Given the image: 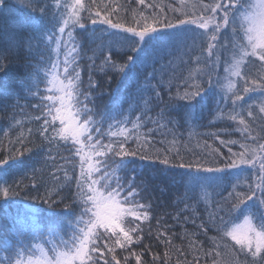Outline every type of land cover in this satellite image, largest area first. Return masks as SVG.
I'll list each match as a JSON object with an SVG mask.
<instances>
[{
	"label": "snow or ice",
	"instance_id": "1",
	"mask_svg": "<svg viewBox=\"0 0 264 264\" xmlns=\"http://www.w3.org/2000/svg\"><path fill=\"white\" fill-rule=\"evenodd\" d=\"M12 2L0 0V74L7 76L10 66L20 64L23 70L20 86L30 96L38 97L41 105L36 107L43 106L44 109L40 135L49 142L62 141V146L79 157V176L74 181V192L71 191L72 183L64 184L59 177L53 176L51 184L39 182V186L44 187L43 196L32 199H43L49 206L63 203L68 209L65 213L67 219L63 226L54 222L47 229L33 227L28 232H18L11 242H5L7 254L2 264H100L104 257L102 249L111 253V260L104 259L103 264H120L115 255L116 246L128 249L142 239L143 228L137 222L150 220L153 207L149 199L150 183L144 180L138 183L136 176L129 177L128 174L137 173L140 169L139 174L142 175L143 162L150 161L189 170L186 172L187 188L193 193L196 188L212 187L221 179L206 174L224 172L241 165L255 169L257 175L254 181L243 185L236 183L229 193L227 214L242 219L243 223H233L229 227L221 217L223 227H217V231L222 233V240L230 238L235 245H239L238 249L233 246L232 258L226 264H264V142L249 133L246 139L252 143H239L241 151L235 153L229 148L231 158L223 168L214 166L215 160H197L194 163L181 160L177 163L168 155L163 158L150 155L142 146H126L130 141L136 143L139 139L135 132L141 127L140 116L137 115L133 122L122 109L97 112L96 95L101 93L100 90L93 91L96 82L91 70L87 82L81 78L78 62L81 40L77 33V29H86V22L117 30L108 33L107 39L97 44V50L103 56L100 69L112 72L117 78L126 76L135 64L151 61L158 45L186 48L189 43H205L213 68L219 63L222 51L230 52L225 71L229 73L227 90L231 93L233 109L244 108L243 104L237 103L244 100L243 94L259 93V111L264 113V77L249 81L248 74L243 71L246 65L255 61L264 67V0H210L208 3L197 0L192 5L194 11H180L185 18H179L175 23L163 14V8L160 15L153 13L145 16L141 12L139 20L133 17L138 27H126L119 21L114 23L109 18L110 12L105 11L103 15L99 10L93 12L95 0H91L87 7L84 0H64L63 4L56 0V11L50 18L47 0H20L18 7H26L34 14L32 16H11ZM138 3L145 5V0H138ZM180 3L184 5V0ZM108 7L105 5V9ZM155 7L154 4L146 5L149 9ZM172 10L178 11L176 8ZM46 20L50 27L45 24ZM186 25L203 31L189 37L184 34L187 29L181 27ZM105 33L107 29H101L98 34L93 28L89 40L97 43ZM41 45L53 49L55 58L49 56L45 61L43 56H34V50ZM61 47L65 49L63 59L60 58ZM118 48L131 53L122 63L112 59L113 50ZM94 66L93 60L89 68ZM232 77L243 81L240 91L235 90ZM153 79L154 76L145 77L142 83L137 84L138 95L153 92L159 98L158 85L151 82ZM111 81L112 77L108 76L106 83ZM41 84L45 85L43 90ZM202 92L203 86L197 83L192 90H185L175 97L185 102L181 105L185 123L199 118L198 113L205 100ZM8 95L6 88H0V97L7 98ZM246 115L253 117V111H247ZM40 118L36 117L37 120ZM229 119L243 126L242 131H248L249 125L242 112L229 113ZM109 121L112 123L108 124V131L102 132L101 129ZM130 123L131 128L127 127ZM49 129L51 135L46 136ZM105 136L108 137L107 142H104ZM36 163L46 164V161L37 160ZM7 165L8 161H0V174H6ZM35 171L37 169L33 168ZM70 179L65 171L63 180ZM32 187L39 192L36 179H33ZM240 188L243 190H237ZM65 191L71 192L70 203L64 202L62 193ZM0 195L7 199L19 193L3 187L0 188ZM210 220L216 227L215 218L210 217ZM200 227L207 233L203 224ZM210 239L216 247L221 246L216 243V237ZM227 246L224 243L223 247ZM130 255H135L137 264H140V254ZM215 256L220 257L221 253L217 251ZM124 262L127 264V256ZM213 264L225 262L214 259Z\"/></svg>",
	"mask_w": 264,
	"mask_h": 264
},
{
	"label": "trees",
	"instance_id": "2",
	"mask_svg": "<svg viewBox=\"0 0 264 264\" xmlns=\"http://www.w3.org/2000/svg\"><path fill=\"white\" fill-rule=\"evenodd\" d=\"M55 2L56 0H47L49 18L56 11ZM63 2L64 0H60L61 4ZM84 2L87 7L91 0ZM196 2L197 0H184V5H181L180 0H145V5H140L138 0H95L93 12L99 10L103 15L107 11L111 13L109 18L114 23L119 21L126 27H138L133 17L139 20L141 12L145 16H151L153 13L160 15V9L163 8V14L175 23L179 18H185L181 16L180 11L191 13L194 11L192 5ZM203 2L208 3L210 0ZM19 4L20 0H13L11 16L34 15L26 7H18ZM148 4L156 5L155 9L146 8ZM105 5L109 7L105 9ZM173 8L178 11L173 12ZM151 22L149 19V23ZM45 24L48 25L47 20ZM181 27L187 29L184 34L189 37L203 31L193 25ZM93 28L98 34L101 29H107V33L97 43L89 40ZM115 31L117 30L110 29L107 25L93 26L90 22H86V29H77L78 38L81 40L78 62L82 80L87 82L91 70L92 78L96 82V89L93 91L96 93L100 90L101 94L96 95L97 112L122 109L133 122L137 115L140 116L141 127L135 132L139 139L136 143L130 141L126 146H142L150 155H160L161 158L168 155L169 159H174L177 163L181 160L193 163L197 160H215L214 166L223 168L231 158L229 148L235 153L241 151L239 143H252L250 139H246L249 133L264 142L260 140L264 137V113L259 111V93L241 92L244 100L237 103L243 104L244 108L233 109L231 93L227 90L229 73L225 71L230 52L222 51L219 63L213 68L205 43H189L186 48L158 45L151 61L146 64L137 63L126 76L117 78L112 72L100 69L103 56L97 50V44L107 39L108 33ZM64 54L65 49L61 47V59ZM33 55L43 56L46 61L49 56L55 58V51L41 45L34 50ZM127 55L131 53L126 52L124 48L114 49L112 59L122 63ZM93 60L95 66L90 69ZM41 67L43 69L44 65ZM22 71L17 63L10 66L7 76L0 74V88H6L9 93L7 98L0 97V161H8L6 174H0V188L9 187L19 193L7 199L0 195V264L7 254L5 242H11L18 232H28L33 227L47 229L54 222L63 226L67 219L65 213L68 209L63 203L49 206L43 199H32L38 195L43 196L44 187L39 186V182L51 184L53 176L59 177L64 184L72 183L71 191L74 192V181L79 176V157L62 146V141L49 142L40 135L44 109L43 106L36 107L41 105L38 97L30 96L20 86ZM243 71L248 74L249 81L264 77V67H261L259 61L246 65ZM108 76L112 77L110 84L106 83ZM151 76L155 77L151 82L158 85L159 98H156L153 92L143 95L137 93V84L142 83L145 77ZM217 80L220 81L219 84ZM232 81L235 90L240 91L243 81L235 77H232ZM197 83L203 86L202 95L205 100L198 113L199 118L185 123L184 111L181 108L185 102L175 97L185 90H192ZM44 86L41 84V90ZM105 88L108 91H103ZM213 88L215 90H210ZM130 105L132 107L129 112ZM249 110L253 111V117L246 115ZM236 111L245 115L249 125L247 132L242 131L243 126L229 119V113L235 114ZM38 116L41 117L39 120L36 119ZM109 123L112 121L105 123L102 132L108 131ZM127 127L131 128L132 124ZM45 135H51V129ZM107 139L105 136L104 142H107ZM37 160H45L46 164H38ZM142 167V175L138 169L137 173H129L128 176H136L138 183L141 180L150 183L149 199L153 205L151 218L137 222L143 228L140 234L142 239L138 243H133L128 249L116 246L115 255L120 264H125V256L128 257L127 264H137L135 255L130 253L141 255L140 264H213L214 259L226 264L231 260L233 246L238 249L239 245H235L230 238L227 241L221 239L222 233L217 231V227L223 225L220 224L219 218L222 217L229 227L233 223L243 221L227 214L229 193L236 183L243 185L245 182L254 181L256 170L241 165L238 168L225 169L224 172L206 174L219 176L221 179L216 185L206 189L196 188L193 193L187 188L186 172L189 170L170 168L156 161L143 162ZM33 168L37 171L33 172ZM65 171L70 180H63ZM33 179L38 182L39 192L32 187ZM62 195L65 197L64 202L70 203L68 198L71 192L65 191ZM210 217L215 218L216 227H213ZM201 224L207 228V233L200 227ZM211 237H216V243L221 246L216 247ZM224 243L228 246L223 247ZM102 251L104 257L100 264H103L104 259L111 260V253L106 249ZM217 251L221 253L220 257L215 256Z\"/></svg>",
	"mask_w": 264,
	"mask_h": 264
},
{
	"label": "rangeland",
	"instance_id": "3",
	"mask_svg": "<svg viewBox=\"0 0 264 264\" xmlns=\"http://www.w3.org/2000/svg\"><path fill=\"white\" fill-rule=\"evenodd\" d=\"M240 223H243V221H241Z\"/></svg>",
	"mask_w": 264,
	"mask_h": 264
}]
</instances>
